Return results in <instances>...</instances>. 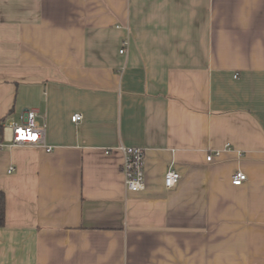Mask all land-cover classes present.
<instances>
[{
    "label": "crops",
    "instance_id": "1",
    "mask_svg": "<svg viewBox=\"0 0 264 264\" xmlns=\"http://www.w3.org/2000/svg\"><path fill=\"white\" fill-rule=\"evenodd\" d=\"M0 120V264H264V0H0Z\"/></svg>",
    "mask_w": 264,
    "mask_h": 264
},
{
    "label": "built area",
    "instance_id": "2",
    "mask_svg": "<svg viewBox=\"0 0 264 264\" xmlns=\"http://www.w3.org/2000/svg\"><path fill=\"white\" fill-rule=\"evenodd\" d=\"M126 41L119 52L125 50ZM82 115L75 113L71 116L72 121H78ZM11 129L10 143L13 145L29 144L35 146H45V128L37 122V113L33 109H28L24 115V121L21 124L13 121L8 123ZM2 146L0 140V147ZM117 149L122 154L121 172L124 179V185L128 191H139L144 187V150L141 147L126 146L120 144ZM47 151L50 147L46 148ZM108 153L109 150H106ZM213 154L209 153L206 160L210 161ZM14 170L13 166L8 167V172ZM180 174L172 168H169L164 175V185L166 188L173 187L180 179ZM246 180V174L240 170L234 172L232 184L240 185Z\"/></svg>",
    "mask_w": 264,
    "mask_h": 264
},
{
    "label": "trees",
    "instance_id": "3",
    "mask_svg": "<svg viewBox=\"0 0 264 264\" xmlns=\"http://www.w3.org/2000/svg\"><path fill=\"white\" fill-rule=\"evenodd\" d=\"M1 133H2V124L0 120V134ZM4 211H5L4 196L2 192H0V225L4 223Z\"/></svg>",
    "mask_w": 264,
    "mask_h": 264
},
{
    "label": "rangeland",
    "instance_id": "4",
    "mask_svg": "<svg viewBox=\"0 0 264 264\" xmlns=\"http://www.w3.org/2000/svg\"><path fill=\"white\" fill-rule=\"evenodd\" d=\"M4 130H5V136L8 137L11 129L9 130L7 127H4Z\"/></svg>",
    "mask_w": 264,
    "mask_h": 264
}]
</instances>
